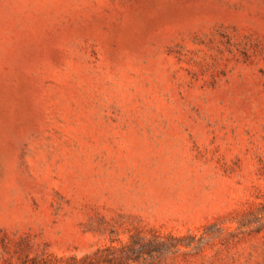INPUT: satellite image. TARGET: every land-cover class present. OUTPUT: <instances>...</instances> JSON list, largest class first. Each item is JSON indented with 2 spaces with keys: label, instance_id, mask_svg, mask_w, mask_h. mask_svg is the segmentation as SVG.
I'll use <instances>...</instances> for the list:
<instances>
[{
  "label": "rangeland",
  "instance_id": "1",
  "mask_svg": "<svg viewBox=\"0 0 264 264\" xmlns=\"http://www.w3.org/2000/svg\"><path fill=\"white\" fill-rule=\"evenodd\" d=\"M0 264H264V0H0Z\"/></svg>",
  "mask_w": 264,
  "mask_h": 264
}]
</instances>
